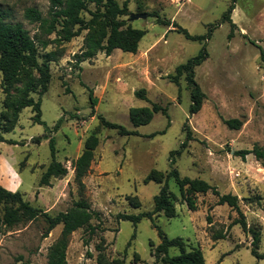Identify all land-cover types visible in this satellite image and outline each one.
Listing matches in <instances>:
<instances>
[{"label": "rangeland", "instance_id": "1", "mask_svg": "<svg viewBox=\"0 0 264 264\" xmlns=\"http://www.w3.org/2000/svg\"><path fill=\"white\" fill-rule=\"evenodd\" d=\"M117 1L123 6L125 0ZM229 4L230 0H129V14L120 18L146 31L138 51L116 49L111 55L99 52L92 59L78 62L77 54L85 49L89 33V29H82L60 46L62 55L51 62L48 90L31 93L41 99L43 123H35L33 109L27 107L20 113L16 128L5 133L7 139L18 144L0 143L2 185L21 191L26 200L52 215L71 209L81 199L99 214L91 222L104 230L93 235L89 244H85L89 238L86 227L69 236L68 264H99L100 251L113 264H153V252L161 243L158 227L170 238L182 237L187 244L202 248L207 264H264V259L252 254V236L239 224L231 225L240 217L238 211L228 204L219 205L212 191L199 194L198 210L192 211L181 203L179 188L172 179L171 190L178 196L176 217L161 212L153 219L144 217L137 225L117 217L119 213L152 210L162 184L145 182L146 177L153 169L167 174L178 168L182 176L205 179L222 194L238 195L248 225L261 229L259 251L264 252V159L254 153L245 157L236 154L257 146L264 148V62L260 53V47L264 49V0L237 1L232 13L237 28L232 37L230 24L220 22ZM29 7L48 16L50 0H0V10L9 11L8 19L22 23L35 36L41 34V28L25 17ZM98 11L95 4H89L81 16L88 23ZM132 13H147L148 17L131 20ZM155 13L170 23H160L152 15ZM174 22L195 35L206 34L212 25L220 23L207 41V60L196 68V80L206 98L195 114L189 112L191 92L185 75L180 78V87L170 75L179 64L197 55L204 41L186 38ZM58 32L49 38L55 39ZM52 50H58L56 44L46 49L40 46L39 61H43L42 54ZM2 82L0 71V114L5 112ZM24 83L15 85V95ZM90 89L97 99L94 107ZM141 89L146 90L145 98L137 95ZM153 103L166 107L169 116L159 112L149 124L135 127L130 109ZM100 116L137 130L139 135H122L118 129L105 126ZM230 118L241 119L242 127L231 129L224 122ZM186 122L194 139L171 157V152L179 150L185 141ZM163 130L166 132L160 133ZM93 135L99 138V145L82 187L73 162ZM38 136L41 142L34 139ZM51 136L55 137L56 159L67 166L68 174L53 177L49 185L41 186V177L52 161ZM135 195L141 201L140 208L130 205L129 198ZM246 198H260V203ZM46 227L44 219L39 218L6 229L0 235V264H48L50 248L61 238L63 225L47 237ZM215 231L227 232V237L215 241ZM179 253L176 246L170 249L171 255Z\"/></svg>", "mask_w": 264, "mask_h": 264}, {"label": "trees", "instance_id": "2", "mask_svg": "<svg viewBox=\"0 0 264 264\" xmlns=\"http://www.w3.org/2000/svg\"><path fill=\"white\" fill-rule=\"evenodd\" d=\"M237 1L230 0L228 9L220 19L221 23L228 22L230 24L231 31L229 37L234 35L237 28V24L232 18ZM89 4H95L99 11L94 12L92 20L86 23L81 13L88 8ZM101 7H105L106 11L101 12ZM127 14H129V0H125L123 6L117 0H50L48 16H44L35 7L26 9L25 17L32 22L39 23L41 28V34L32 36L22 23L13 22L8 19V10H0V71L3 74L2 85L5 93V112L0 114V143L18 144L16 140L7 139L5 133H9L16 128L20 113L27 107H32L33 109V121L35 123H43L41 99H35L31 93H44L48 90L51 81V62L58 60L62 55L60 46L79 35L82 29H89V33L86 36L85 49L80 54H77L78 62L92 59L99 52L111 55L116 49L131 53L138 51L140 42L146 31L127 25V20L120 18V16ZM152 15H156L160 23H170L156 13ZM219 24L212 25L206 34L195 35L178 23H173L177 31L183 33L186 38L204 41L200 52L194 57L189 58L186 62L179 64L175 74L170 75L172 81L179 87L180 78L185 75L191 92L190 114L198 113L202 109L206 98V93L196 80V68L207 60V41L211 38L214 27ZM77 25L80 26L78 30L74 31ZM58 26L61 28L59 29ZM57 29L59 31L57 37L51 40L49 35L57 32ZM51 44H56L58 50L42 54L43 61L40 62L39 47L42 46L46 49ZM260 53L261 59L264 62V49L261 47ZM21 81L25 82L24 87L19 95H15L13 89ZM137 95L145 98L146 90L141 89L137 91ZM90 99L94 107L97 104V99L94 98L92 89H90ZM159 112L169 116L166 107L153 103L151 106L132 107L129 111V117L131 123L135 127H139L149 124L155 114ZM100 118L105 126L118 129L122 135H139L137 130H130L121 124L108 121L103 116H100ZM224 122L231 129H240L243 125V121L239 118L224 119ZM59 123L60 121L55 125V129L59 128ZM48 131L52 130L49 128ZM184 131L186 133L185 141L181 144L179 150L171 152V157L174 154L181 153L188 145L189 140L194 139L192 129L187 122L184 124ZM165 132L166 130H163L160 133ZM34 139L36 142H41L42 137L38 136ZM98 145L99 138L97 136L88 137L85 141L82 154L73 162L76 180L82 187H84L83 178L87 175L92 165ZM50 146L52 161L41 177V186L49 185L53 177L64 178L68 174L67 166L56 159L57 148L54 136L50 138ZM250 153H254L258 159H264V148L259 146L253 148V150L236 151V154L242 157ZM172 161H174L173 158ZM172 179H174L179 188L181 203L186 204L192 211L198 210V195L206 194L210 191L218 196L217 203L219 205L228 204L236 209L240 217L234 220L231 225L239 224L246 234L252 236V254L257 259H264V252L259 251L262 241L261 229L248 225L246 216L240 208V198L238 195L231 192L222 194L216 186H213L205 179L182 176L178 168H172L167 174L161 170L153 169L146 177L145 182L154 181L162 184L160 192L154 197L153 209L142 211L138 214L119 213L118 219L130 220L137 225L144 217L153 219L155 215L161 212L168 217H176V200L178 196L171 190L170 182ZM246 199L251 202L260 203V198ZM129 201L133 208H140L142 206L137 195L130 197ZM94 216H99V214L91 209L88 201L83 199L77 201L71 209L52 215L48 211L33 205L29 200H26L21 191L11 190L0 183V235L6 229H11L19 224L39 218H43L47 224L44 232L45 237L55 227L60 224L63 225L61 238L50 248L48 264H68V238L76 230L86 227L89 238L85 240V244H89L91 237L98 231L104 230L100 225L92 224L91 221ZM208 219L209 223H212L210 216ZM158 232L161 237V243L157 245L153 252V255L156 257V261L153 264H207L202 248L187 244L182 237L170 238L160 227H158ZM135 237L136 233H134L133 239ZM226 237L227 232L215 231L212 234V238L215 241ZM174 246L180 249V253L177 255L170 254V249ZM188 247L190 248L189 250L187 249ZM117 261L115 260V262ZM113 262H107L105 254L103 251H100L98 256L99 264H113Z\"/></svg>", "mask_w": 264, "mask_h": 264}, {"label": "water", "instance_id": "3", "mask_svg": "<svg viewBox=\"0 0 264 264\" xmlns=\"http://www.w3.org/2000/svg\"><path fill=\"white\" fill-rule=\"evenodd\" d=\"M148 14L147 13H132L130 16L131 20H136L139 18H147Z\"/></svg>", "mask_w": 264, "mask_h": 264}, {"label": "crops", "instance_id": "4", "mask_svg": "<svg viewBox=\"0 0 264 264\" xmlns=\"http://www.w3.org/2000/svg\"><path fill=\"white\" fill-rule=\"evenodd\" d=\"M5 187H7L8 188V186H5ZM15 190V189H14Z\"/></svg>", "mask_w": 264, "mask_h": 264}]
</instances>
